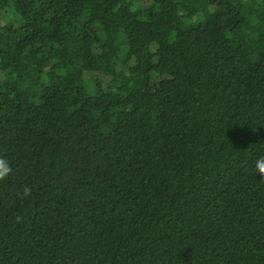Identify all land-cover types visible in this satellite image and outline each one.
Masks as SVG:
<instances>
[{"label":"trees","instance_id":"1","mask_svg":"<svg viewBox=\"0 0 264 264\" xmlns=\"http://www.w3.org/2000/svg\"><path fill=\"white\" fill-rule=\"evenodd\" d=\"M261 156L264 0H0V264H264Z\"/></svg>","mask_w":264,"mask_h":264},{"label":"clouds","instance_id":"2","mask_svg":"<svg viewBox=\"0 0 264 264\" xmlns=\"http://www.w3.org/2000/svg\"><path fill=\"white\" fill-rule=\"evenodd\" d=\"M254 170L256 174L260 175V179L264 180V156L256 159L254 162ZM13 172L10 162L0 157V181H5ZM31 195V188L24 187L23 191L19 194L20 199H25ZM19 219V218H18Z\"/></svg>","mask_w":264,"mask_h":264}]
</instances>
